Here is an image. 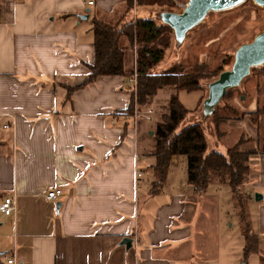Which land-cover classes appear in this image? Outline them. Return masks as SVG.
Segmentation results:
<instances>
[{"label": "crops", "instance_id": "0c3cea01", "mask_svg": "<svg viewBox=\"0 0 264 264\" xmlns=\"http://www.w3.org/2000/svg\"><path fill=\"white\" fill-rule=\"evenodd\" d=\"M86 1L0 0V202L17 193L18 205L15 216L0 213V264H12L10 257L15 264H264V153L249 157L243 185L258 238V251L245 257L239 230L214 238L217 195L204 191L223 183L195 189L185 156L174 155L163 184L151 190L153 141L143 140L151 131L142 117L134 127L126 111L127 76L98 75L69 98L61 86L88 73L93 18L162 22L158 12L173 11L172 0ZM170 65L158 62L153 71ZM193 91L197 105L202 89ZM11 116L14 127L4 128ZM51 188L61 192L48 200ZM229 196L226 214L238 226ZM224 242L231 246L217 251ZM251 253L258 259L249 263Z\"/></svg>", "mask_w": 264, "mask_h": 264}, {"label": "trees", "instance_id": "16d2710c", "mask_svg": "<svg viewBox=\"0 0 264 264\" xmlns=\"http://www.w3.org/2000/svg\"><path fill=\"white\" fill-rule=\"evenodd\" d=\"M167 28L170 27L166 24L157 25L148 19H136L134 24L131 22L119 24L93 18L91 20L93 58L90 63H85L88 73L76 85L61 84L66 90L65 97L69 98L73 90L92 81L98 75L120 74L127 77L131 75L132 66L129 69L124 66L126 52L137 42L133 67L137 73V103L145 104L150 96L155 95L163 87L169 89L167 111L160 114L152 129L153 143L149 151L154 158L151 165L153 177L151 190L157 191L163 184L169 159L174 155L185 156L187 182L195 189H203L211 182L227 183L239 231L244 240L242 253L246 256L251 251H257L258 238L251 230L247 207L248 195L243 191V185L248 180L249 157L257 152L264 153V142L262 149L257 152L253 148L240 150L241 140L227 147L224 153L213 149L207 150L205 134L198 122L181 125L188 109L179 102L177 92L200 89V79L207 73L205 74L203 65L184 70L178 63L159 72L152 70L163 53L154 46V43L162 38ZM132 104L130 97L126 108L128 115H131ZM215 110L216 106L211 114L214 118L213 124L217 126L223 122V118L216 116ZM255 112L264 114V107L263 110Z\"/></svg>", "mask_w": 264, "mask_h": 264}, {"label": "rangeland", "instance_id": "374dc122", "mask_svg": "<svg viewBox=\"0 0 264 264\" xmlns=\"http://www.w3.org/2000/svg\"><path fill=\"white\" fill-rule=\"evenodd\" d=\"M186 1L172 0L175 9L171 11H181L183 7L179 8L178 3ZM155 23L157 25H164L160 21ZM263 29L264 6L257 5L253 0H243L239 4L226 9L209 10L203 20L190 28L179 43L175 40L171 28H167L166 32L162 34V38L154 43V46L163 52L158 61L160 68H164L167 64L170 65V63L171 65L181 64L184 70H191L196 65L204 66V72L207 75H204L200 79L203 97L199 103L196 105L198 101L196 91H178L177 97L188 108V113L181 125L198 122L205 134L207 150L213 149L224 153L227 147L235 144L238 140L242 142L239 145L240 150L253 148L257 152L263 147L264 114H259L255 111L263 110L264 107V70L261 69L264 68V62L261 65L251 67L249 73L240 80L238 85L228 89L221 97L216 105L215 115L223 118V122L214 126L213 115L205 113L202 105V100L207 96L208 82L216 78L220 71L229 69L236 48L243 43L251 41ZM136 49L137 42L131 46L132 72ZM61 86L63 87V85ZM128 89L133 103V100L137 99L136 90L133 92L129 84ZM168 93L169 89L163 87L157 91L155 96H150L145 104H138L135 101L139 111H143L147 107L152 110L151 120H146L147 123L144 128V132L146 130L151 131V134L148 135L149 137L144 135L145 146L153 141L150 138L152 129L155 122L159 120L160 114L167 111L166 101ZM5 141L9 143L7 138ZM147 147L144 149L148 150ZM260 153L262 152L251 155ZM229 191L227 183H223L219 188L209 185L206 191H204L205 195H217V208L214 209L215 240L224 233L236 236L239 233L236 219L226 214L227 205L230 203ZM222 239L220 238L218 242L221 243ZM228 246L231 245L224 242L223 246H219L217 251L219 249H226ZM232 252L233 249L230 248L226 252H221V259L225 260L226 263L227 258ZM253 257H257L258 259L257 254L255 256L254 253H251L248 260L249 263L253 260ZM243 262V260L240 261V263Z\"/></svg>", "mask_w": 264, "mask_h": 264}, {"label": "water", "instance_id": "95a60500", "mask_svg": "<svg viewBox=\"0 0 264 264\" xmlns=\"http://www.w3.org/2000/svg\"><path fill=\"white\" fill-rule=\"evenodd\" d=\"M243 0H187L186 5L179 12L160 11V20L168 25L177 43L182 41L185 33L197 23L201 22L209 10H222L239 4ZM264 6V0H253ZM86 18L87 15H79ZM264 62V29L257 33L249 42L239 45L234 51L233 61L229 69L219 72L216 78L207 84V96L202 100L204 112L211 114L226 91L237 86L251 67ZM131 237H123L121 244L130 247Z\"/></svg>", "mask_w": 264, "mask_h": 264}, {"label": "built area", "instance_id": "2783aa9c", "mask_svg": "<svg viewBox=\"0 0 264 264\" xmlns=\"http://www.w3.org/2000/svg\"><path fill=\"white\" fill-rule=\"evenodd\" d=\"M87 4H92V0H87L86 1ZM186 5V2L184 3H178L179 8H182ZM136 21V19H132V23L134 24ZM137 73L135 71V69H133L132 74L127 78V82L128 84L131 86V90H133V92H135L134 90H136V83H137ZM136 94V93H135ZM133 100V109H132V113H131V117H132V123L133 126H136V122L138 120L139 117L144 118L147 121L151 120V112L152 110L150 108H145L143 111H139L137 108V101ZM11 121H9L8 123L3 124L4 128H13L14 127V119L11 116ZM140 172H136V176H139ZM61 192L60 188H51L48 189L44 196L46 199L48 200H53L57 197V195H59ZM17 209H18V205H17V193H12L9 194L7 196H5L3 198V200L0 202V213L5 215V216H9V215H13L15 216L17 213ZM8 262L15 264V259L14 257H10L8 258Z\"/></svg>", "mask_w": 264, "mask_h": 264}]
</instances>
